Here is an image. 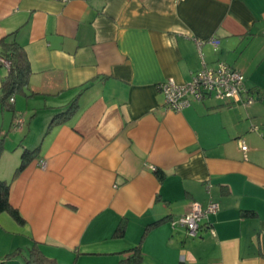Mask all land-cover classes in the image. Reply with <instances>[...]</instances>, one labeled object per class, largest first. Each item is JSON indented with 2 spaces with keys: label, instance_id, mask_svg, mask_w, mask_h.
Returning <instances> with one entry per match:
<instances>
[{
  "label": "crops",
  "instance_id": "1",
  "mask_svg": "<svg viewBox=\"0 0 264 264\" xmlns=\"http://www.w3.org/2000/svg\"><path fill=\"white\" fill-rule=\"evenodd\" d=\"M11 32L41 111L38 154L5 178L25 247L57 264H119L136 245L141 264H264V0H0ZM218 62L251 104L166 106L161 82ZM192 201L218 204L195 237L176 222Z\"/></svg>",
  "mask_w": 264,
  "mask_h": 264
},
{
  "label": "built area",
  "instance_id": "2",
  "mask_svg": "<svg viewBox=\"0 0 264 264\" xmlns=\"http://www.w3.org/2000/svg\"><path fill=\"white\" fill-rule=\"evenodd\" d=\"M208 41L214 46L219 42L213 38ZM202 42L199 41L198 44ZM3 62L6 66L8 65L7 62ZM158 89L164 95L166 106L172 110H180L188 106L191 100H203L210 97L226 102H240L243 105L254 101L244 86V75L224 62H218L213 67L204 65L201 70L192 75L190 81L183 84L167 78L158 85ZM21 123L18 121L19 125ZM240 147L242 150L247 149L243 142ZM39 165L45 167L44 160L41 159ZM217 210L218 204L213 201H209L205 208L199 202L192 201L176 222L186 229L188 235L195 237L203 219Z\"/></svg>",
  "mask_w": 264,
  "mask_h": 264
},
{
  "label": "trees",
  "instance_id": "3",
  "mask_svg": "<svg viewBox=\"0 0 264 264\" xmlns=\"http://www.w3.org/2000/svg\"><path fill=\"white\" fill-rule=\"evenodd\" d=\"M14 33L11 32L5 37L0 39V64H4L3 61L7 62V73L0 78V101L7 104L13 105L14 98L12 95L16 91L25 92L28 76L30 73V66L28 59L24 52L23 47L15 40ZM3 60V61H2ZM11 98L13 99L11 101ZM76 100L72 101L64 113L56 115L52 123L59 122L64 114L71 112V109L75 108ZM59 120V121H58ZM51 123L47 127L49 131ZM39 145L33 149H25L21 153L20 163L15 168L13 173V179L16 178L27 166L28 162L31 161L35 155L38 154ZM158 175L160 174L157 169H153ZM161 177V174L159 175ZM10 187L11 182L0 178V214L7 213L17 224H24L25 220L20 214L19 210L10 203ZM247 215H252L253 212L246 211ZM155 223L149 224L145 231H147ZM124 221H121L117 226L115 235L121 236L124 232ZM126 255L119 261V264H141L143 259V253L141 252L140 246H133L126 251ZM7 259V258H6ZM4 259V261H6ZM23 264H57L54 258L46 256L40 248V244L34 242L28 248V257L24 258ZM4 261L1 264H6Z\"/></svg>",
  "mask_w": 264,
  "mask_h": 264
},
{
  "label": "rangeland",
  "instance_id": "4",
  "mask_svg": "<svg viewBox=\"0 0 264 264\" xmlns=\"http://www.w3.org/2000/svg\"><path fill=\"white\" fill-rule=\"evenodd\" d=\"M26 90L25 92L16 91L12 95L13 98L16 97L17 99L15 107L0 101L1 179L10 178V174L14 171L16 164L19 165L20 163L22 151L33 149L36 147L34 145L38 143V137L31 141L32 133H27L26 129L28 121L32 118H34L35 124V120L41 116V111H37L38 114L35 115L34 112L36 111H33L31 108L39 104L38 98L28 96ZM18 121L22 122L21 125L18 124ZM28 143L31 144L28 145ZM22 240L24 238L21 237L19 225L7 213L0 214V264L6 258V261H4L6 264H18V261L20 264L24 263V258L28 257L29 247H25Z\"/></svg>",
  "mask_w": 264,
  "mask_h": 264
}]
</instances>
